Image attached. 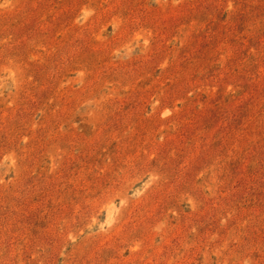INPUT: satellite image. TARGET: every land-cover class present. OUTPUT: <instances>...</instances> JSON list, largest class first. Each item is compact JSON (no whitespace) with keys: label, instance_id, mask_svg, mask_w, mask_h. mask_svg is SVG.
Returning <instances> with one entry per match:
<instances>
[{"label":"rangeland","instance_id":"rangeland-1","mask_svg":"<svg viewBox=\"0 0 264 264\" xmlns=\"http://www.w3.org/2000/svg\"><path fill=\"white\" fill-rule=\"evenodd\" d=\"M0 264H264V0H0Z\"/></svg>","mask_w":264,"mask_h":264}]
</instances>
